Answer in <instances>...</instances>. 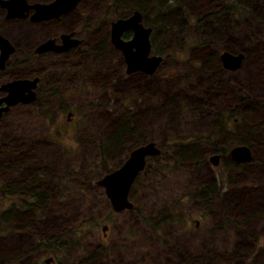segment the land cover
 Returning a JSON list of instances; mask_svg holds the SVG:
<instances>
[{
    "label": "rangeland",
    "instance_id": "374dc122",
    "mask_svg": "<svg viewBox=\"0 0 264 264\" xmlns=\"http://www.w3.org/2000/svg\"><path fill=\"white\" fill-rule=\"evenodd\" d=\"M116 1L119 9H112L123 15L134 8V3L148 9L139 10L145 24L154 21L151 52L160 54L161 59L151 73H126L114 63L121 58L120 52L106 45L107 57L85 67L88 83L80 81L82 92L62 98L67 100L62 108L56 109L51 93H45L43 98L49 102L16 105L2 119L0 183L7 174L10 181L25 183L37 173L41 175L38 189L46 196L25 184L21 194L30 201L34 215L27 217L28 225L22 227L25 216L15 212L24 204L20 194L10 189L0 193V210L10 208L9 212L0 211L8 218L0 227V264H23L25 254L31 251L32 264H264V0H167L165 4L164 0ZM108 3L82 0L71 15L82 11L100 17L102 24L101 18L109 13ZM91 38L101 41L99 35ZM236 48L243 53L239 67L225 69L220 52ZM105 68L108 71L104 77L99 71ZM224 76L228 77V93ZM219 80L225 85L222 94L216 89ZM210 93H215L218 100H207ZM171 96L175 103L169 106L165 99ZM247 98L257 101L254 114L260 116L256 117L259 124L251 126L261 134L248 141L257 161L232 166L222 158L212 166L207 153L203 154L210 148L207 142L215 141L225 148L230 140L225 123L217 136L209 127L214 126L217 116L228 112L233 102L239 114V101ZM121 107L139 116L136 128L153 133L139 134L138 140L150 138L161 149L159 155L147 157L128 192L139 218L128 210L112 211L95 183L137 143L128 142L124 149L118 146L104 152L103 160L98 159L97 138L113 133L121 137L126 129H133L130 114ZM66 112H70L69 118ZM240 124L244 126L246 120ZM103 128L110 133L104 134ZM199 132L204 133L205 145L201 143L198 151H184L183 158H173L174 142L189 144L187 135ZM116 140L113 137L102 150L111 149ZM87 144L90 147L86 151ZM19 148L23 157L18 158L15 152ZM5 158H12V163L8 165ZM212 176L219 187L213 204L196 203L198 186L210 182ZM162 206L172 217L158 221ZM254 206L263 208L248 214ZM52 213L57 217L49 228L46 220ZM147 217L156 220L153 231ZM102 223L108 225L105 237L99 229ZM66 228L71 230L67 232ZM26 238L34 245L30 246ZM39 240L43 241L35 245ZM53 240L55 248L50 242ZM8 246H12L8 251L22 256L10 262L5 257L1 263V252ZM40 246L43 249L36 251ZM95 246L103 247L108 256L113 252L110 259L88 258L86 254ZM47 256L52 260L44 263Z\"/></svg>",
    "mask_w": 264,
    "mask_h": 264
},
{
    "label": "flooded vegetation",
    "instance_id": "af4514ba",
    "mask_svg": "<svg viewBox=\"0 0 264 264\" xmlns=\"http://www.w3.org/2000/svg\"><path fill=\"white\" fill-rule=\"evenodd\" d=\"M50 1L52 0H13L11 4H15L18 6L23 5L25 7V9L23 10V15L20 17L6 16V9L4 7L5 3L0 1V37L1 36L5 37L10 43V46L12 47V51L7 55V57L3 61L2 66L0 67V86L4 82L9 81L11 79H15V78L35 79L34 86L32 87V91H33L32 100L28 102L17 101L16 103L10 105L7 110H2L0 114V124L2 122V119L11 110V108H13L16 105L29 104V103H42L44 101L49 102L47 99L43 98V94L45 93H51L53 97V101H54L53 105L54 104L56 105V109L62 108V102L67 101V100L62 101V98L69 99V96H72L74 93L82 92L84 85L79 84L80 81H82L83 84L88 83L87 71L85 70V67H87V65H89L91 62H95L96 60H100V59L107 57L108 50L106 49V45H110L115 51L120 52V50L117 49L112 44L109 38L110 24L112 20L118 17H125L130 12L127 15H123L121 11L117 13L115 10H113L117 8L119 9V6H120V4L116 0H109V3H108L109 13L106 18H101L102 24H100V20H99L100 17L99 18L91 17L86 14H82V11H79V14L77 15L75 14L73 16L71 15V13L74 10H77L78 5L82 0H78L76 4L74 5V7H72L71 9L65 12L59 13L57 15H52L46 18H38L37 15L35 16L33 15L34 7H35L34 4L48 3ZM166 1L167 0H164V4L166 3ZM132 6L134 7L133 9H138V10L142 9L143 11L147 10L146 8L142 7L140 4L134 3ZM140 22L145 27L150 28V31L148 33L149 42H150V35L152 32V28L154 27V21H151L149 25L145 24L143 22L142 14L140 11ZM131 34H132L131 30L126 29L121 32L120 36L126 39V38H129ZM97 35L101 36V41L95 38H91L92 36H97ZM47 39L53 40V42L51 43L53 48L50 47L45 50H40L36 48L38 44H40L41 42ZM150 46H151V43H150ZM191 49H195V46L192 47ZM237 49L238 48H236L235 50H231V49H227V50L235 53V52H238ZM242 59H243V53H242L241 60ZM241 60H240V63H241ZM114 63L116 64L115 65L116 67L122 66L123 68H125V63H124L122 54H121V58L118 59ZM228 70H234V69H228ZM107 71H108V68H105L104 70L99 71V74L105 77ZM5 74H7L6 77H4ZM86 87L89 89V86H86ZM5 94H6V89L0 88V98L3 97ZM208 95L210 96V95H216V94L210 93ZM142 99L144 98H140V100ZM207 100L216 101L218 99H216L215 97L213 99L208 98ZM2 105H4V101L0 102V106ZM121 108H122V111L124 109H128V107H121ZM229 109H233V103ZM51 112L53 113V107L51 108ZM232 112L236 113V111H232ZM132 113L134 114V117L137 120L139 116L135 114L133 110H132ZM69 115H70V112H66V118H69ZM134 123H135V120H134ZM225 125H226L225 129L229 131L230 128L227 125V122L225 123ZM251 127L254 128L255 126H251ZM133 128H135L136 131L139 130V128H136V127H133ZM222 128H224V125ZM103 130L105 131L104 134L110 133V131H108L106 128H103ZM209 130L212 131V133L216 136L221 133V131L216 132L213 127L212 128L209 127ZM142 133L153 134L152 132H148V130L144 128H143ZM195 136H200V138L196 139L194 138ZM187 138L188 139L186 141L189 140L190 143L192 141H195L199 145V147L201 143H205L203 132H199L195 135H187ZM206 138L208 139L210 137H206ZM177 142H174V144H176ZM139 143H142V142H138V144ZM234 143H241V142L231 139L230 144H228L225 148H222L225 154L227 151L226 149H228L230 145H233ZM184 144L186 145L188 143L186 142ZM135 145H137V143L129 147L127 151H129ZM13 148L15 147L11 145V149ZM19 149L21 150L20 152H22V149L21 148ZM160 151H159V154H160ZM250 153L252 157L251 160L246 161V162H238V163H235L232 161L233 165L234 164L246 165V164L252 163L253 161H257L258 158L253 155L251 148H250ZM126 155L124 156V158L126 157ZM218 155L220 157L218 159L219 161L222 159V156L221 154H218ZM206 157L209 160V156L206 155ZM5 161L9 165L10 163H12V158H7ZM15 161L18 162L19 160H15ZM120 162L116 164L114 167L119 165ZM145 163H146V160H145ZM145 163H144V166H145ZM212 166H216V165H212ZM110 169L112 168H108L104 172L109 171ZM8 173H9V169H8ZM33 177L34 179H32ZM40 178H41V175L36 173V176L30 175L27 178V180L29 181H24V182H26V185L35 187V188H30L31 191H34L36 188L38 189L37 182H38V179ZM97 179L95 180V183L97 186H99L102 189V187L97 183ZM22 181L23 180H16V179H13L10 181L9 174H7V176L0 183V193L4 194V191L8 189H10L11 193H19L21 196V199L24 201V204L19 206V208H15V210L17 212L18 211L22 212L23 215L29 214L31 216V215H34L32 205L30 201L23 194H21L26 188L25 183H23ZM133 181L134 179L130 183L129 189ZM214 181H215L214 177L212 176L210 182H205L198 186V189L196 191V203L198 201V203L205 204L207 201L211 205L213 204L218 194V192L215 190L219 189L217 182L216 181L214 182ZM15 183L16 185L14 187L13 185ZM129 189L127 191V200L130 203V207H126L118 211H114L111 208L103 190L101 193L105 199V202H108L107 204L112 211L119 212L122 210H128L129 212L134 213L135 216L139 218V213L137 211V208H135L133 201L128 196ZM38 190L41 192H44L46 196L45 191H43L42 189H38ZM34 192H37V191H34ZM161 208H162L161 210H159L160 208L158 209V213L161 215L160 217H158V221H161L163 216H164L163 219H168L169 217H172L171 214H166V210H167L166 207L162 206ZM257 208H262V207L254 206V209H257ZM198 209L200 213L203 211L199 207ZM5 211L9 212L10 208H6L5 210H3V212ZM250 211L251 210L249 209L248 214H250ZM258 211L260 210H257V212ZM30 216L28 217V219L30 218ZM147 220L151 224V230L153 231L154 229L153 225L156 222V220H154L151 217H147ZM196 223H197V219H195V225ZM70 225L73 226V223ZM99 229H100L101 235L105 237L107 234L108 225L106 223H102ZM65 230L68 232L71 229L66 228ZM42 241L43 240H39L35 245L41 243ZM162 242H165L164 238L162 239ZM44 246L49 247V243L44 244ZM94 248H97V247L95 246ZM99 248H103V247H99ZM39 249H43V248L40 246L36 248L35 250L38 251ZM116 257L119 258L120 254L118 253V256ZM26 259L27 260L23 264H32L29 257L26 256ZM51 260H52L51 256H47L43 258L44 263H49Z\"/></svg>",
    "mask_w": 264,
    "mask_h": 264
},
{
    "label": "water",
    "instance_id": "95a60500",
    "mask_svg": "<svg viewBox=\"0 0 264 264\" xmlns=\"http://www.w3.org/2000/svg\"><path fill=\"white\" fill-rule=\"evenodd\" d=\"M4 2L6 16H22L25 7L11 4L13 0H0ZM78 0H52L48 3L34 4L33 15L38 18H46L52 15L65 12L76 4ZM36 18V19H38ZM130 29L132 34L129 38L120 36L123 30ZM149 27H145L140 22V11L133 9L125 17H118L112 20L109 30V38L112 44L120 50L126 73L133 71H144L151 73L161 59V55L151 52L148 33ZM62 36V35H61ZM52 39H47L37 45V49L45 50L52 47ZM53 48V47H52ZM12 51L10 43L5 37H0V67L4 59ZM242 52H230L223 50L219 54L222 66L227 69H235L239 66ZM35 79L15 78L4 82L0 88L6 89V94L0 98V102L4 101V105L0 106V114L2 110L17 101L28 102L33 98L32 87ZM229 147V146H228ZM227 147V148H228ZM228 160L235 163L246 162L251 160V153L248 147L242 143H234L226 149ZM158 147L153 140H148L133 146L127 153L126 157L119 165L113 167L109 171L104 172L97 179V183L102 187L104 194L114 211L130 207L127 200V191L130 183L143 168L145 160L149 156L159 154ZM209 160L212 165L218 164V156L210 155ZM47 261V259H46Z\"/></svg>",
    "mask_w": 264,
    "mask_h": 264
},
{
    "label": "trees",
    "instance_id": "16d2710c",
    "mask_svg": "<svg viewBox=\"0 0 264 264\" xmlns=\"http://www.w3.org/2000/svg\"><path fill=\"white\" fill-rule=\"evenodd\" d=\"M245 1H249V0H245ZM141 6L144 7V8H146L144 5H141ZM224 77H225V81H226V89L225 90H226V93H228V88H229V84L227 82L228 77L227 76H224ZM215 84H216V89L218 90V92L221 93L222 87H224L225 85L222 84L220 80H219V82H217ZM220 93H217V94H220ZM215 97H216V95H210V96L207 95V99L208 98L209 99H213ZM165 102L169 106H172L175 103V99H174V97L171 96V97L166 98L165 99ZM238 106L239 107H242V110L239 111V114L234 113V114L237 115V117H235V116L232 115V113H233L232 111H237V108H236V106H235V104L233 102V109H229L228 112H226L225 114H222L221 116L217 117L216 118V122L214 123L213 128H214V130L216 132L217 131H221V128L224 125L223 123L224 122L225 123L227 122V125L230 128L229 131H228V133H227L228 139L229 140L233 139L235 141H241L242 145H245V146H248V147L251 148L252 146L248 143L249 139L251 137H254L257 134L258 135L261 134V132L259 130H256L255 128L251 127V125H252L253 122H254V124H259V122L256 121L257 120L256 117L257 118H260V116H258V115L255 116V114H254V110L257 107V101L256 100H253L252 101L251 99L247 98V99H244L242 101H239ZM124 111H127L130 114L129 115V118L133 121L132 122V127H135L134 120H136V119L134 117V114L132 113V109H130V110L124 109L123 112ZM221 119L223 120V122H222ZM243 120H246V124L244 126L242 124H240V122L243 121ZM212 122H214V121H212ZM247 126L250 127L248 133H246V131H245V129H246ZM133 131H135V133H133ZM142 131H143V128L139 129V131H136L135 128H133V129H126L125 130V133H123L121 137H119L120 136V133H113L112 136H110L111 134H108V135H102L101 137L97 138V149H96V151H97L98 159L99 160H103L105 158L104 155H103L104 152L107 153V152H110L112 150L114 151L116 149V147H118V146H121L120 149H124L126 147V145H127L128 142H133V143L134 142H137V144H138V142H141L142 141V140L141 141L138 140V137H139L138 135L139 134H144V133H142ZM113 137H114V139L117 138V140H116L115 144L113 145V147L111 149H108V150H102V149H104L105 147H107L110 144V142L113 139ZM194 138L199 139L200 136H195ZM148 140H151V139L149 138ZM119 143H121V144H119ZM207 144H208V146L210 148L206 152H203V154L206 155V153H207V156H209L212 153L222 152L223 153V154H221V156L223 158L222 160H224L226 162V164H228V165L230 164V165L233 166L232 161L231 160H228L227 156L224 153V150L222 148H220V146H219V144L217 142H215V141H213V142H207ZM204 145H205V143L203 144V146ZM174 146L176 147V150L173 151V153H172V154L175 155V157H173V158H177V157L178 158H181V157L183 158V156L185 155L184 151L185 152H188L189 149H193V150H196V151H198L200 149L199 145L195 141H192L190 144H186V145L185 144L184 145H176V144H174ZM89 147H90V144H87L86 145V148H85L86 151L89 149ZM20 151L21 150L18 149V151L15 152V154L17 155L18 158H19V156H22V152H20ZM13 154H14V152H13ZM0 158L1 159H4L3 156H2V154H0ZM6 159L7 158H5V160ZM18 162H21V160H19ZM15 164L16 163L12 164L10 166V168H12ZM106 169H108V168H106ZM32 179H34V177ZM25 184H26V182H25ZM42 193L44 194V192H42ZM262 208H257V209H254L253 208V210H251L250 213L255 212L257 210H261ZM161 209L162 208H160L159 210H161ZM15 212H17V211H15ZM2 213H0V227H2L1 226V223L3 221H7L8 220L7 217L5 219V217L3 216ZM18 213H22V212L18 211ZM24 216H25V218L22 219L21 226L22 227H27V225H28V219H27V217H29L30 215L29 214H26ZM49 217H52L51 222L48 221ZM56 217H57V214H55V213H52V214H50L48 216V218L46 220V223L48 225L47 227L51 228V226L53 225V223L56 220ZM163 218H164V216L162 217V219ZM60 234L63 235V234H66V233L65 232H60ZM26 240H27V242L29 243L30 246L33 244V240L28 239V238H26ZM50 242L52 243V246L54 245L53 248H55V241L53 240V241H50ZM11 248H12V246H8L7 247V250H4V251L1 252V254L3 255V257L1 258L2 259L1 260V263H3V262L6 261V258L5 257H7L8 262H10L11 260L15 259L16 257L22 256V255H18L16 253H14L12 251H8ZM13 251H16L15 248H14ZM31 254H32V251L29 252V253L27 252L25 254V256L31 257ZM112 254H113V252H110V256H108V254H106L102 250V248L97 247V248L92 249L91 253H88L86 255L88 256V258H92V259H94V256H98V258L101 259V260H103V259L104 260H109L110 257L112 256ZM9 255H13V256L9 258Z\"/></svg>",
    "mask_w": 264,
    "mask_h": 264
},
{
    "label": "bare ground",
    "instance_id": "6f19581e",
    "mask_svg": "<svg viewBox=\"0 0 264 264\" xmlns=\"http://www.w3.org/2000/svg\"><path fill=\"white\" fill-rule=\"evenodd\" d=\"M246 147H248V146H246ZM248 149L250 150V148L248 147ZM219 153H213V154H211V155H217L218 156V159L220 158L219 157V155H218Z\"/></svg>",
    "mask_w": 264,
    "mask_h": 264
}]
</instances>
